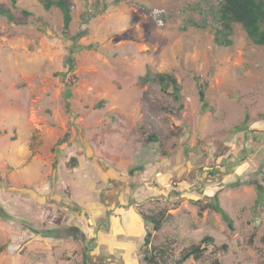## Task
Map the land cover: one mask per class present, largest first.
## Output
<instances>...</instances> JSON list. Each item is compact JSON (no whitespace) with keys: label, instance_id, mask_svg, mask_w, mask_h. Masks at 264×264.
<instances>
[{"label":"rangeland","instance_id":"rangeland-1","mask_svg":"<svg viewBox=\"0 0 264 264\" xmlns=\"http://www.w3.org/2000/svg\"><path fill=\"white\" fill-rule=\"evenodd\" d=\"M65 1L71 6L66 35L55 7L45 11L38 0H0V8L14 15L13 22L0 16V264H81L93 241L73 226L76 219L66 224L69 211L61 222L72 230H63L60 249L42 239L38 231L52 225L44 211L53 176L37 187L21 184L8 164L21 152L18 140L25 141L19 129L33 133L32 152L43 132L54 170L62 157H77L74 146L81 145L85 158L100 151L132 155L131 179L152 166L163 172L162 183H149L159 190L167 186L160 192L168 199L134 205L143 215L166 211L159 231L147 223L152 246L169 253H154L156 264H175L204 237L212 239L203 245L206 252L183 264H264V46L253 45L238 24L232 45L218 46L206 23L215 0H202L204 14L198 0ZM78 32L85 34L73 45ZM72 46L75 67L67 72ZM146 73L174 76L181 111L157 85L139 82ZM203 85L205 110L198 96ZM64 134L66 141L57 144ZM151 134L157 143L146 141ZM214 194L234 230L213 211L198 213ZM30 211L41 220H28ZM48 255L55 259L45 260Z\"/></svg>","mask_w":264,"mask_h":264},{"label":"crops","instance_id":"crops-1","mask_svg":"<svg viewBox=\"0 0 264 264\" xmlns=\"http://www.w3.org/2000/svg\"><path fill=\"white\" fill-rule=\"evenodd\" d=\"M22 133L25 135L24 143L18 140L21 152L14 155L15 150H13L14 160L13 162L9 161L8 164L13 168V172L18 176L21 184L37 187L42 180H48L50 174L53 176V179L50 180L53 182L51 183L52 192L46 201L47 207L44 211V221L52 225H47L46 230H49L50 234L42 238L50 241L51 249L53 245H56L59 250L64 244L62 243L63 236H60L63 230H72V227H64L61 222L66 212L69 211L66 224L68 225L69 221L76 219L80 224L76 221L73 226L79 228L78 230L85 240H93L92 245L90 243L91 246L83 250L81 264H147L146 257L154 254L152 237H150L149 245H144L146 235L151 232L147 222L144 221L134 205L136 202H145L147 199L155 197H159L157 200L168 199V193L160 192L161 190L165 192L164 187L167 186L163 185L164 187L159 190L157 186L149 183L150 180H157V185L162 183L163 172H158L157 168L152 166L151 169L145 168L144 174L134 172L135 176L131 179L130 168L136 164L132 155L129 158H124L121 155L113 157L109 155L108 157L100 151V156L90 153L85 158L83 152L80 151L81 145L74 146L76 149L74 152L78 154L77 157L74 155L67 159L62 157V160L58 162V168L54 170L52 166L54 161L45 155L47 140L43 132L40 131L38 134V146L34 152L31 150L33 133L29 134L28 130L19 129L18 137ZM72 157L75 158L74 169H68L67 165L71 167L68 162ZM144 160L147 159L144 158ZM155 173H157L156 176ZM130 183L135 185L134 190H131ZM148 183L151 186L150 189ZM63 195L66 198H63ZM36 202L39 203L38 200ZM72 203L80 208L72 206ZM21 213L22 211L19 210L20 216ZM32 215L36 218H32ZM27 217L31 221L32 219H34L33 221L41 220L37 213L31 211ZM148 224L152 226V224ZM28 230L30 238L34 234L30 232L31 227ZM153 232L157 231L153 230ZM83 256L86 257L85 262ZM50 258L51 260L55 259L54 256L48 255L45 260ZM60 262H63L62 259Z\"/></svg>","mask_w":264,"mask_h":264},{"label":"trees","instance_id":"trees-1","mask_svg":"<svg viewBox=\"0 0 264 264\" xmlns=\"http://www.w3.org/2000/svg\"><path fill=\"white\" fill-rule=\"evenodd\" d=\"M198 6L200 7V12L204 14L205 6L202 5V0H198ZM13 2V1H12ZM41 7L45 11H49L52 8H56L62 15V30L63 34L66 35L69 24L71 22V6L65 0H38ZM214 6L207 8L209 11V20L206 22L214 32V42L221 47H230L232 45V35L234 33V25L238 24L241 26L245 32L248 40L255 46H264V0H215ZM203 7V8H202ZM24 15H30L29 12L23 11ZM0 16L7 19L9 22L14 21V15L12 14L9 8H0ZM192 22V21H191ZM192 24V23H191ZM84 32H78L71 37L73 45L76 44L79 39L84 36ZM91 48V47H87ZM76 49L72 46L69 48L68 55L65 59V65L67 67V72H71L75 67V60L73 54ZM139 82L142 84H147L152 82L157 85L164 94H168L174 103L177 104L176 112H179L183 109V103L181 98V88L177 83L173 75L168 73H159L153 77L146 73L144 76L140 77ZM204 85L200 86L198 90L199 101L202 104V110L206 109L205 103V92ZM70 93L64 95V106L65 108L69 107L68 99ZM236 130L244 131L242 126H238ZM67 134H64L57 142L63 143L66 141ZM147 142L157 143V137L154 134L148 135L145 137ZM261 195V193H260ZM261 197V196H260ZM259 197V198H260ZM213 211L217 213L222 221L226 224L229 230H234L233 222L230 217L225 213V211L219 205L217 194H214L211 198V202L208 204L198 207V213L201 214L204 211ZM141 214V213H140ZM144 221L152 224V229L158 231L165 218L166 211L160 210L156 213H151L149 215L141 214ZM43 237H47L50 234L48 230H42L39 232ZM254 235H251L249 242ZM150 233L146 235L145 246H148L150 243ZM212 241L211 237H204L198 244L192 245L186 251L182 252L180 258L176 261L175 264H183L185 261L196 262L202 255L206 252L204 244H208ZM223 249H226V245L222 246ZM2 249V247H0ZM165 249H153L154 253H159L161 255L157 256H166L167 253ZM157 251V252H156ZM154 257H153V256ZM150 257H146L145 261L147 264H156L157 257L152 253ZM84 262L86 257L83 256ZM167 258V257H166ZM165 258V259H166ZM163 260V258H160ZM85 264V263H84ZM214 264H219L218 261H215Z\"/></svg>","mask_w":264,"mask_h":264},{"label":"water","instance_id":"water-1","mask_svg":"<svg viewBox=\"0 0 264 264\" xmlns=\"http://www.w3.org/2000/svg\"><path fill=\"white\" fill-rule=\"evenodd\" d=\"M241 156V155H240Z\"/></svg>","mask_w":264,"mask_h":264}]
</instances>
